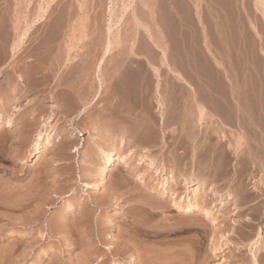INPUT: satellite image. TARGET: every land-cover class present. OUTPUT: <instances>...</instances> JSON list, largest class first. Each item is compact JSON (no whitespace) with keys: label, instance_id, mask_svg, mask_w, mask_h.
Segmentation results:
<instances>
[{"label":"rangeland","instance_id":"374dc122","mask_svg":"<svg viewBox=\"0 0 264 264\" xmlns=\"http://www.w3.org/2000/svg\"><path fill=\"white\" fill-rule=\"evenodd\" d=\"M109 38L111 51L104 54ZM38 48L49 56L41 57ZM102 57L104 86L96 93L95 68ZM84 106L86 112L78 115ZM7 120L11 127H4ZM138 123L147 125L141 129ZM207 123L223 129L225 137L204 134L211 130ZM143 128L151 129L152 140ZM115 133L127 136L129 146L119 149ZM0 135V264H130V254L140 260L125 239V258L116 246L105 249L107 232L117 234L130 215L128 206H137L144 195L139 177L154 186L159 182L154 168L162 166L164 174L186 168L188 174L207 163L221 192L229 193L224 203L229 211L217 214L227 226L211 237L207 227L194 231L199 264L214 263L201 260L207 247L211 251L207 238L228 233L233 209L238 221L249 217L264 230V0H0ZM112 140L116 157L133 155L127 165L116 162L101 192H85L80 183L94 182L91 175L101 164L97 144L105 148ZM198 150L205 158L201 167L194 160ZM142 154L155 163L136 158ZM122 173L135 181L128 177L126 185L113 189L112 181L126 178ZM109 190L120 198L115 207L116 200L103 201ZM77 207L93 211L90 225L82 224ZM236 242H242L239 236L229 247L232 264H249L245 247L238 252Z\"/></svg>","mask_w":264,"mask_h":264},{"label":"bare ground","instance_id":"6f19581e","mask_svg":"<svg viewBox=\"0 0 264 264\" xmlns=\"http://www.w3.org/2000/svg\"><path fill=\"white\" fill-rule=\"evenodd\" d=\"M44 8V7H43ZM42 8V9H43ZM44 13V12H43ZM44 19V17L42 18ZM41 19V20H42ZM36 20V19H35ZM40 20V21H41ZM37 27V26H36ZM32 28V27H31ZM35 31V30H34ZM28 32V31H27ZM6 33V32H3ZM30 33V32H29ZM35 33V32H34ZM33 34V32L31 33ZM30 34V35H31ZM6 35V34H5ZM25 36V34H24ZM22 38H20L21 40ZM7 41V40H6ZM5 41V42H6ZM32 41V40H31ZM111 46H112V40L109 38L108 41L106 42V47L104 49V54L108 53L111 51ZM19 47V46H18ZM24 47V46H23ZM32 47V46H31ZM37 47V46H36ZM40 47V46H39ZM45 48V47H44ZM33 49V48H32ZM35 49V48H34ZM39 50V48H38ZM42 50V48L40 49ZM39 50V51H40ZM25 51V50H24ZM27 52V51H26ZM34 52V51H33ZM42 52V51H40ZM40 52L39 54L36 53L37 56H35L34 58H36V60L40 59L37 57H40ZM48 52V51H47ZM43 53V52H42ZM48 55V53L46 54ZM46 55L44 56V53L41 55L46 57ZM25 56V55H24ZM23 56V57H24ZM49 56V55H48ZM47 56V57H48ZM46 57V58H47ZM103 58L102 57L98 63H96V68H95V77H96V82H97V91L96 93H98L99 91L102 90L103 86H104V79L101 73V69H102V65H103ZM16 59V58H15ZM45 60V58H44ZM41 60V61H44ZM46 61V60H45ZM48 62V60H47ZM43 63V62H42ZM41 63H39L40 65ZM38 65V66H39ZM43 65V64H41ZM41 67V66H40ZM45 67V66H44ZM43 69V67H42ZM48 68H46L45 70H47ZM44 70V69H43ZM33 71V70H32ZM42 71V70H41ZM31 72V71H30ZM43 77V76H42ZM135 78V77H134ZM65 80V79H64ZM139 82V81H138ZM146 83V82H145ZM57 84V83H56ZM132 84V82H131ZM134 84V81H133ZM161 87V86H160ZM11 92V91H10ZM165 92V91H164ZM19 93V92H18ZM139 93V92H138ZM162 93V92H161ZM165 97V96H164ZM14 100V99H13ZM87 108V106H84L83 109H81L78 113V115H83V112L85 111V109ZM204 108V107H203ZM200 108L199 109V115L201 118V116L204 114V109ZM139 109V107H138ZM136 110V109H135ZM134 110V111H135ZM149 110V109H148ZM163 110V109H162ZM112 111V110H111ZM86 112V111H85ZM130 124V123H129ZM140 125L139 128L142 129L143 126H146V123H138ZM137 124V125H138ZM168 124V123H167ZM202 125L205 123H201ZM236 124V123H235ZM125 125V124H124ZM166 125V123H165ZM176 125V124H175ZM12 123L10 122V120H7L6 123H4V127L8 128L11 127ZM131 126V125H130ZM194 126V125H193ZM200 126V125H199ZM207 126L209 128H211V130L207 131V133L205 131V128L203 129L201 126V131L204 134H208V136L210 134H219L218 136L223 139L224 136V131L223 129H221V131L218 129V127L216 128L214 126V123H207ZM127 127V126H125ZM161 127V126H160ZM182 127V126H181ZM206 127V125H205ZM137 128V127H135ZM134 128V129H135ZM144 129V128H143ZM164 129V128H163ZM171 130V134L175 133V131H177V129L175 127L170 128ZM8 130V129H7ZM118 130V129H117ZM136 130V129H135ZM134 130V131H135ZM96 131V130H95ZM133 131V132H134ZM140 131V130H139ZM212 131V133H211ZM130 132V131H129ZM132 132V133H133ZM137 132V131H136ZM141 132V131H140ZM75 133L79 135H82V132L76 131ZM97 133V132H96ZM104 133V132H103ZM114 133V132H113ZM142 133V132H141ZM145 133V138L146 139H151V129H144ZM153 133V132H152ZM192 133V132H191ZM98 134V133H97ZM196 134V132H195ZM116 137H117V146L118 148H123L126 146V144L128 143V137L126 136L127 139H124V137L120 134L115 133ZM177 135V134H176ZM174 135V136H176ZM1 136V135H0ZM40 135H38L39 137ZM95 136V135H94ZM37 137V138H38ZM114 138V135L112 136V134H109V138ZM133 137V136H132ZM177 137V136H176ZM175 137V140L178 139ZM204 137H206V139L208 138L206 135H204ZM3 138V137H2ZM83 138V137H82ZM144 139V137H143ZM149 139V140H150ZM161 139V138H160ZM165 139V138H164ZM193 139V138H192ZM1 140V139H0ZM136 140H138L137 138H134L131 142H135ZM141 140V138H140ZM152 140V139H151ZM155 140V139H154ZM162 140V139H161ZM174 140V141H175ZM184 140V139H183ZM114 140L109 141L108 145H105L106 147H101L99 144H97V148L100 152V160H101V164H99L98 169H97V173L92 174L91 178L94 180L91 182H87V181H83L80 183L81 188L85 191L88 192L90 190L94 191V190H100L103 188H106L107 186V175L113 171L116 162H121L122 164L127 165V161L129 159V157H131V155H133V153H127V155L124 156H117L116 157V152L117 151V146H113L114 144L112 143ZM144 141V140H143ZM178 140H176V142H174V144L178 145L179 142H177ZM188 141V140H187ZM130 142V143H131ZM164 142V141H162ZM167 142V141H166ZM172 142V141H171ZM193 142V141H191ZM49 144V142H47ZM96 143V142H95ZM138 143V142H137ZM141 143V142H139ZM139 143L137 144V148L141 147L138 146ZM146 144L144 145H148L147 142H145ZM195 143V142H194ZM194 143L192 144V146L194 145ZM52 144V143H51ZM113 144V145H112ZM129 144V143H128ZM127 144V145H128ZM173 144V143H172ZM103 145V144H102ZM133 145V144H132ZM95 146V145H94ZM129 146V145H128ZM131 146V144H130ZM136 146V145H135ZM149 146V145H148ZM174 146V145H172ZM191 146V145H190ZM202 146V145H201ZM206 146V144L204 145ZM79 147V146H78ZM134 147V146H133ZM150 147V146H149ZM176 147V146H175ZM181 147V146H180ZM80 148V147H79ZM78 148V149H79ZM136 148V147H135ZM192 148V147H191ZM198 149L197 146H193V149ZM263 148V147H262ZM40 148H38V146L36 147V151L35 153L38 154L40 153ZM204 149V148H203ZM75 150L77 151V147H75ZM73 150V151H75ZM130 150H132L130 148ZM137 150V149H136ZM135 150V151H136ZM143 151V153H147L146 148L141 149ZM178 150V149H177ZM2 151V150H1ZM0 151V152H1ZM79 151V150H78ZM124 151V150H123ZM133 151V150H132ZM172 151V150H171ZM175 151V150H174ZM172 151V152H174ZM221 151V150H220ZM131 152V151H129ZM171 152V153H172ZM176 152V151H175ZM178 152V151H177ZM192 152V151H191ZM197 154H195L196 156L194 157V160L197 161V164H200L201 167V163L203 162L204 156L202 155L203 153H200L199 150L198 152L195 151ZM202 152V151H201ZM125 153V152H124ZM142 153V152H141ZM150 153V152H149ZM152 153V152H151ZM150 153V154H151ZM170 153V154H171ZM138 154V153H137ZM148 154V153H147ZM147 154H142L141 158L136 157L138 159H140L142 162L149 161V164L155 163V159H151L149 158L150 155L147 156ZM168 154V153H167ZM188 154V153H187ZM192 154V153H191ZM97 155V154H96ZM135 155V154H134ZM164 155V154H163ZM173 155V154H172ZM1 156V155H0ZM152 156V155H151ZM162 156V155H161ZM175 156V153L174 155ZM225 156V155H224ZM158 157V156H156ZM208 157V156H207ZM153 158V157H152ZM183 159V157H181ZM222 158V157H220ZM228 158V157H227ZM226 158V159H227ZM131 159V158H130ZM137 159V160H138ZM175 159V158H174ZM216 159V158H215ZM133 160V158H132ZM173 160V159H172ZM139 161V160H138ZM184 161V160H183ZM189 161V160H187ZM223 161V160H222ZM222 161H219L220 163ZM228 161V160H227ZM162 162V160H161ZM165 162V161H163ZM175 162V161H174ZM179 162V161H178ZM219 162H217L218 164H220ZM230 162V161H229ZM147 163L143 166V168L147 165ZM181 163V160H180ZM214 163V162H213ZM212 163V164H213ZM227 162L225 161V164ZM137 166V163H135ZM140 164V163H139ZM166 164V162H165ZM185 164V162H184ZM228 164V163H227ZM226 164V165H227ZM161 165V164H160ZM173 165V164H172ZM175 165V163H174ZM181 165V164H180ZM187 165V164H186ZM205 165V164H204ZM123 166V165H122ZM150 166V165H149ZM150 166V167H151ZM166 166V165H165ZM179 166V165H177ZM176 166V167H177ZM183 166V165H182ZM193 166V165H192ZM220 166V165H219ZM223 166V165H222ZM138 167V166H137ZM180 167V166H179ZM203 167V168H202ZM201 168H199L200 170L198 171H193V172H189L186 170V168L184 169L185 171H180V169L178 168V170L176 168H172L169 171H165V174L163 173V167L159 166L157 168H154V172H153V179H158V183H153L155 184L154 186H150L146 184V181L143 180L141 177H139L140 179V183L144 184V188H142L144 190V195L139 199L136 200V202H138L139 204H137V206H133V205H129L128 206V213L130 214L129 216H127V218H121L123 219V226H121L118 230H117V234L115 232H107L106 237L107 240L109 241V243L106 245L105 249H109L111 251H113L116 249L115 251H117L118 256H122V258H125V255H127L126 252V246L123 243V239H125L126 241L132 243V250H136L140 253L141 258H137L140 260H136V258L133 256V254L131 255L130 252V256L128 258L129 263L130 264H195L196 262L199 264L200 260L198 255L201 256V253L198 254V246L197 243L199 242L197 235L194 231L197 225H201V227L204 228H208L209 231V236L211 237L212 234H214L216 231L218 232L219 229L222 230V226L225 227L227 226L226 224H228V222H224L223 225H221L219 223V221L217 220V214H220V216H225L226 215V210L224 208H226L225 206V200L228 197V194L226 191L224 193L221 192L222 186L216 184V176H213L209 174L210 169V164L207 163L205 165L206 169L204 168V166L202 165ZM214 167V166H213ZM141 168V167H140ZM139 168V169H140ZM146 170L148 167H145ZM212 168V167H211ZM202 169L207 170L205 173L202 172ZM215 169V168H214ZM141 170V169H140ZM143 171L145 169H142ZM141 170V171H142ZM153 170V169H152ZM213 170V169H212ZM132 171V170H131ZM149 171V168H148ZM214 171V170H213ZM225 171V170H224ZM140 172V171H139ZM145 172V171H144ZM143 172V173H144ZM151 172V173H152ZM185 172V173H184ZM227 172V171H226ZM229 172V171H228ZM142 173V172H141ZM140 173V174H141ZM216 173V172H215ZM129 174V173H128ZM136 173H134L135 175ZM222 174V173H221ZM122 175H125L122 173ZM146 175V174H145ZM150 175V174H149ZM126 176V175H125ZM131 176V175H130ZM128 176V177H130ZM149 176V177H151ZM128 177L126 176V178H121V180L119 182H111L112 188L115 189L118 188L119 186L125 184L126 182H128ZM148 178V176H146ZM222 179H227L225 176H221ZM132 181L133 178L130 177ZM136 179V177H134ZM218 178H220V176H218ZM232 178V177H231ZM150 179V178H149ZM152 180V179H151ZM259 180V179H258ZM135 181V180H133ZM223 181V180H222ZM225 181V180H224ZM260 181V180H259ZM152 182V181H151ZM229 182V181H228ZM258 182V181H257ZM254 185L255 189L259 188V182ZM126 185V184H125ZM230 185V184H229ZM227 186V185H226ZM122 187V186H121ZM120 187V188H121ZM124 187V186H123ZM138 187V186H137ZM229 187V186H228ZM234 187V186H233ZM15 188V187H14ZM237 188V187H236ZM31 189V188H30ZM108 189V188H107ZM111 189V188H110ZM182 189V190H181ZM239 189V188H238ZM5 190V189H4ZM19 190V189H18ZM106 190V189H105ZM134 190V188H133ZM137 190V189H136ZM242 189H240L241 191ZM114 191V192H113ZM111 192V190L108 191V193L105 194V196L103 197V201H108V200H116V202H114L113 206L115 207V205L117 204V202L120 200V198H118L116 196L115 190H113ZM135 191V190H134ZM131 191V192H134ZM223 191V190H222ZM4 192V191H3ZM98 192V191H97ZM101 192V190H100ZM130 192V191H128ZM233 192V191H231ZM246 192V191H245ZM30 193V192H29ZM239 193V192H238ZM16 194V193H15ZM124 194V193H123ZM129 194V193H128ZM244 194V193H243ZM11 195V194H9ZM7 195V196H9ZM127 195V194H126ZM141 195V194H140ZM2 195H0L1 197ZM6 196V197H7ZM135 196V195H134ZM230 196V195H229ZM12 197V195H11ZM15 196L13 195V198ZM18 197V195H17ZM31 197V196H30ZM34 197V196H33ZM19 198V197H18ZM216 198L219 202L222 201V206L218 205L217 202H213V199ZM237 198V197H236ZM4 199H6L4 197ZM9 199L11 200L12 198ZM17 199V198H16ZM231 199V198H230ZM7 200V199H6ZM244 200V199H243ZM246 200V199H245ZM91 200H89L90 202ZM238 201V200H237ZM10 202V201H9ZM7 201V203H9ZM16 202V201H13ZM135 202V201H134ZM231 202V201H230ZM12 203V202H11ZM23 203V202H21ZM29 203V202H28ZM27 203V204H28ZM78 203V202H77ZM96 205H98V202H92ZM130 203V202H128ZM225 203V204H224ZM3 204V203H0ZM6 204V202H5ZM127 204V201H126ZM240 205V203H238ZM8 205V204H6ZM10 205V203H9ZM19 205V204H18ZM29 205V204H28ZM93 205V204H92ZM111 205V204H110ZM120 205V204H118ZM237 205V204H236ZM243 205V204H242ZM14 206V205H13ZM21 206V205H20ZM23 206V205H22ZM100 206V205H99ZM109 206V205H108ZM107 206V207H108ZM71 208V206H69ZM68 207V208H69ZM76 207V206H75ZM102 207V206H101ZM120 207V206H119ZM257 207V206H256ZM1 208V207H0ZM9 208V207H8ZM14 208V207H13ZM20 208V207H19ZM22 208V207H21ZM252 208V207H251ZM258 208V207H257ZM11 210H13L12 208H9ZM110 210L108 211H112L113 208H109ZM227 209V208H226ZM233 209V208H232ZM1 210V209H0ZM4 210V209H3ZM10 210V211H11ZM228 210V209H227ZM7 211V210H6ZM14 211V210H13ZM76 211H78V215L79 218H81V222L82 224L84 223H88V221L90 220L91 216H92V210L88 209V208H82L79 209V207L76 208ZM75 211V212H76ZM225 213H224V212ZM229 211V210H228ZM250 211V210H249ZM257 211V210H256ZM12 212V211H11ZM66 212V211H65ZM113 212L116 211L114 210ZM154 212H159L161 214V217L159 219H155V217L153 216ZM222 212V213H221ZM232 212V211H231ZM224 213V215H223ZM239 213V212H238ZM243 213V212H242ZM106 214V213H105ZM125 214V213H124ZM159 214V215H160ZM232 214L236 217L234 219V221H232L233 225L229 228L230 230L228 231L227 234H219V237L217 238V240H215L214 238H211L210 240L207 238V242L209 243V248H211V251H209L208 247H207V251L204 252L203 257L201 258L202 262H207L209 259H212L214 263L212 264H232L231 262V257H233V254L231 255V249H229V247L231 246L232 240L235 239L237 236H239V239H241L242 242H236L234 244V246L236 247V250L238 252L242 251V249H244L245 247V251L247 253V255L245 254V256H247L246 258L248 259L249 264H264V230L262 226L256 225V223L254 224L249 217H246L245 219H243L242 221H244L245 223L243 224L242 222L238 221L237 219V213L235 212V209H233ZM31 215V214H30ZM33 215V214H32ZM36 215V214H35ZM117 215V214H116ZM157 214H155L156 216ZM157 215V216H159ZM241 215V214H239ZM74 216V213H73ZM126 216V214H125ZM243 216V215H242ZM41 217V216H40ZM39 217V218H40ZM202 217V218H201ZM31 218V217H30ZM35 218V217H33ZM63 218V217H62ZM222 218V217H221ZM226 218V217H225ZM32 219V218H31ZM60 219V218H59ZM76 219V217H75ZM108 219V218H107ZM205 219V220H204ZM206 219L207 222H206ZM18 220V219H17ZM26 220V219H24ZM40 220V219H39ZM38 220V221H39ZM63 220V219H62ZM111 220V219H110ZM203 220V221H202ZM225 220V219H224ZM228 220V218H227ZM253 220V219H252ZM26 222V221H25ZM29 222V221H27ZM69 222V221H68ZM92 222V221H91ZM95 222V221H94ZM107 222V221H105ZM24 223V222H23ZM108 223H111V221H109ZM223 223V222H222ZM67 224V223H66ZM76 224V223H74ZM73 224V225H74ZM89 224V223H88ZM112 224V223H111ZM33 225V224H32ZM69 225V224H68ZM72 225V224H71ZM72 225V226H73ZM90 225V224H89ZM117 225V224H116ZM19 226V225H18ZM120 226V225H119ZM245 228L242 229L243 231H239L240 228ZM198 227V226H197ZM85 228V227H84ZM203 228L204 231H206ZM239 228V230H238ZM70 229H72L70 227ZM77 229V228H76ZM83 229V228H82ZM92 229V228H91ZM95 229V228H93ZM112 229V228H111ZM117 229V228H116ZM218 229V230H216ZM68 230V229H67ZM73 230V229H72ZM78 230V229H77ZM198 230V229H197ZM201 230V229H200ZM213 230V231H212ZM225 230V229H224ZM113 231V230H112ZM193 231V232H192ZM253 231V236L249 239V236H247L246 234H248V232ZM69 232V230H68ZM60 233V232H59ZM103 233V232H102ZM182 233H190L188 235L187 238H171V236H175L178 237V235H181ZM199 233V230H198ZM74 234V233H73ZM96 234V233H95ZM99 234V233H98ZM201 234V233H200ZM89 236V235H88ZM103 236V235H102ZM118 236V238H117ZM200 236V235H199ZM202 236V234H201ZM208 236V237H209ZM94 237V236H93ZM120 237V239H119ZM209 237V238H210ZM87 238V236H86ZM97 238V237H96ZM200 238V237H199ZM204 238V237H203ZM201 238V239H203ZM85 240V239H84ZM206 240V238H205ZM90 241V240H89ZM204 241V240H203ZM83 242V241H82ZM92 242V241H91ZM201 242V241H200ZM206 244V241H204ZM235 242V241H234ZM84 243V242H83ZM86 243V242H85ZM199 244V243H198ZM85 245V244H84ZM114 245V246H113ZM204 246V244H203ZM203 246H200L203 248ZM92 247V246H91ZM90 247V249H91ZM228 254H227V258L225 256V258L222 259V255L221 252L225 251L226 249ZM233 248V247H232ZM87 249V248H86ZM89 249V248H88ZM92 250V249H91ZM203 250V249H202ZM205 250V249H204ZM234 250V249H233ZM237 252V253H238ZM234 253V252H233ZM236 253V252H235ZM243 253V252H242ZM86 254V253H85ZM187 257H186V256ZM221 255V256H220ZM244 255V253H243ZM238 257V255H237ZM119 258V257H118ZM215 260V261H214ZM85 261V260H84ZM88 261V259H87ZM247 262V261H246ZM247 262V263H248ZM119 264H123V263H119ZM211 264V263H210Z\"/></svg>","mask_w":264,"mask_h":264}]
</instances>
